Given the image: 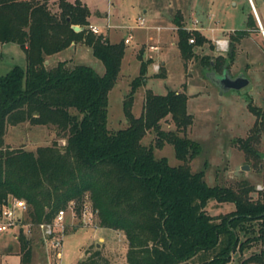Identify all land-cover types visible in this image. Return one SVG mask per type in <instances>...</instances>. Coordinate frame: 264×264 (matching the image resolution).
<instances>
[{
  "label": "trees",
  "instance_id": "trees-1",
  "mask_svg": "<svg viewBox=\"0 0 264 264\" xmlns=\"http://www.w3.org/2000/svg\"><path fill=\"white\" fill-rule=\"evenodd\" d=\"M89 16L87 6L79 1L58 0L53 11L48 0H0V45H18L26 60L25 69L14 66L0 76V205L9 198L24 200L30 221L43 223L72 201L79 213L87 197L98 227L125 236L126 264H194L196 258H203L196 264H229L236 253L240 259L233 264H264V201L253 199L247 183L236 189L210 187L202 171H191L190 162L200 146L185 136L193 124L187 95L146 90L141 114L133 116L134 94L146 84L151 64L142 52L136 56L139 75L123 99L127 126L115 132L107 129L108 93L117 82L125 44L91 33ZM173 24L177 49L187 62L208 39L187 31L179 12ZM246 25L259 32L252 13ZM72 26L82 30L75 32ZM246 35L245 30L236 31L227 57L205 55L201 63L219 74L233 60L235 44ZM76 44L90 48L103 63L102 76L66 60L45 65L48 57ZM161 69L155 78H166ZM249 111L255 117L253 127L236 144L261 167L264 108L249 105ZM168 117L173 131L161 127ZM24 123L53 128L64 144L56 140L35 151L6 145L7 128ZM150 131L156 136L155 145L144 146L141 141ZM164 144L173 147L178 166L154 156V148ZM210 201L234 209L211 216L206 211ZM18 244L20 262L29 264L30 240L20 234ZM85 255L77 264H113L100 249L87 250Z\"/></svg>",
  "mask_w": 264,
  "mask_h": 264
},
{
  "label": "rangeland",
  "instance_id": "rangeland-1",
  "mask_svg": "<svg viewBox=\"0 0 264 264\" xmlns=\"http://www.w3.org/2000/svg\"><path fill=\"white\" fill-rule=\"evenodd\" d=\"M53 1V0H52ZM51 2L50 8L57 9V1ZM85 4L90 12L89 23L100 30L101 35H108L111 43H119L131 35L129 44L124 45V57L121 62L117 82L108 93L107 129L115 132L127 126L123 114V99L130 90L131 82L139 75V61L136 56L144 53L150 59L146 73V84L134 94L132 114L139 117L143 107L146 90L156 95H165L169 90L184 92L187 97V111L193 117V124L185 136L200 146L199 154L190 162L193 173L202 171L204 181L210 187L219 186L238 188L247 183L253 188V199L264 201V164L260 167L239 150L237 139H245L253 127L255 117L249 111V105L264 108V42L260 31L247 26L252 13L248 0H66ZM264 30V0H251ZM179 12L186 28L192 19L199 20L203 27L199 33L208 39V43L195 49V57L185 62L177 49L174 15ZM193 15V16H192ZM138 18L145 20L143 28L137 27ZM258 27V26H257ZM157 28L160 31H157ZM208 28H214L210 33ZM245 30L246 37L235 44V54L229 63V73L236 76L241 73L250 84L240 90H230L220 94L206 78V69L200 59L205 56L225 54L216 49L214 40H228L232 31ZM174 42L175 45H170ZM154 49H150V47ZM67 61L70 66L82 65L91 68L97 75L105 72L103 63L94 57L90 48L76 44L49 59V66L59 61ZM165 65H161V61ZM153 64L164 68L166 78H155ZM17 66L26 68L25 54L16 44L0 45V76H5ZM164 131H173L170 118L161 122ZM180 136H183L182 134ZM5 144L11 148L23 147L35 151L38 147L49 146L57 140L59 145L64 140L57 139L51 127L31 126L28 123L8 127L4 137ZM155 134L150 131L142 139L144 146H154ZM154 156L166 158L168 164L176 167L180 162L174 156L173 147L164 144L161 149L154 148ZM247 166L246 170H242ZM233 205L210 201L206 211L211 216L226 215L233 211ZM70 221V213H68ZM73 226L66 228L63 240L62 264H77L85 258V251L100 249L113 264H126L127 242L125 236L109 229L81 227L75 219ZM77 227V228H76ZM10 230L0 235V264H19L18 243ZM100 238L103 241H98ZM32 246L31 264H47L42 244L37 231L28 238ZM99 245V246H97ZM250 251L244 252L248 256ZM5 254L11 255L6 256ZM13 254V255H12ZM203 258H196L194 264ZM240 259L234 254L233 264ZM29 263V264H30Z\"/></svg>",
  "mask_w": 264,
  "mask_h": 264
},
{
  "label": "built area",
  "instance_id": "built-area-1",
  "mask_svg": "<svg viewBox=\"0 0 264 264\" xmlns=\"http://www.w3.org/2000/svg\"><path fill=\"white\" fill-rule=\"evenodd\" d=\"M145 26V20L143 18H138L137 27L143 28ZM185 29L189 32L192 31H202L203 27L200 25L198 19L194 18L191 21L189 28ZM88 30L95 34L101 35L100 30L95 26H88ZM210 33L215 31L214 28H208ZM157 31H160L157 28ZM131 40V35L123 40V43L129 44ZM215 47L218 51L224 52L226 50V43L222 39H215ZM190 44L194 43L193 39L189 40ZM154 49V47H150ZM153 71L157 73L159 71V66L154 64ZM75 202H69L65 209H60L55 214L54 218L50 222L43 223H33L28 218V206L24 200L19 199H7L0 205V235L4 234L10 230H16L15 237L18 238L22 234L25 238H29L33 235V231H37L38 239L42 244L44 250L45 258H47V264H62L63 258V240L66 236V228L68 226H73L75 219L78 221L79 226H91L95 227V216L96 212L91 206L90 201L86 197L81 206L79 213H76ZM70 218L72 221L69 219ZM77 228V227H76Z\"/></svg>",
  "mask_w": 264,
  "mask_h": 264
},
{
  "label": "water",
  "instance_id": "water-1",
  "mask_svg": "<svg viewBox=\"0 0 264 264\" xmlns=\"http://www.w3.org/2000/svg\"><path fill=\"white\" fill-rule=\"evenodd\" d=\"M248 2L250 4L252 14L255 18L256 24L258 26V29L262 35L263 42H264V30L262 28L259 17L257 15V12L254 8L252 1L248 0ZM72 29L75 32H79L82 30L79 26H72ZM45 64H47V62H45ZM205 76L210 81V83L219 90L220 94H222L223 92L230 91V90L240 91L246 88L250 84V81L243 74H240L236 78H231L228 76V73L226 72L223 73L222 75H219L215 73L214 71H209L206 73ZM247 168L248 167L245 166L242 168V170H246Z\"/></svg>",
  "mask_w": 264,
  "mask_h": 264
},
{
  "label": "flooded vegetation",
  "instance_id": "flooded-vegetation-1",
  "mask_svg": "<svg viewBox=\"0 0 264 264\" xmlns=\"http://www.w3.org/2000/svg\"><path fill=\"white\" fill-rule=\"evenodd\" d=\"M236 31H232V33L228 36V40L225 39V43H226V50L223 52L225 54H221L223 57H227L228 56V53L230 51V46H231V43H232V38L231 36L234 35ZM228 73V76L231 77V78H236L237 76H239L241 73L237 74L236 76H231L230 73H229V63L227 65H223L222 67V71L219 73V75H222L223 73Z\"/></svg>",
  "mask_w": 264,
  "mask_h": 264
},
{
  "label": "crops",
  "instance_id": "crops-1",
  "mask_svg": "<svg viewBox=\"0 0 264 264\" xmlns=\"http://www.w3.org/2000/svg\"><path fill=\"white\" fill-rule=\"evenodd\" d=\"M56 1H58V0H56ZM51 2H55L54 0L52 1V0H48V3L49 4H51ZM193 16V15H192ZM89 19V18H88ZM89 22V21H88ZM184 22V21H183ZM191 23V22H190ZM89 25H90V23H89ZM191 25V24H190ZM105 37H107V39L109 40V37H108V35H106ZM123 41V40H122ZM109 42H110V40H109ZM111 43V42H110ZM170 45H172V46H174L175 45V43L174 42H171V44ZM75 46V45H74ZM74 46H72V47H74ZM143 55H144V53H143ZM143 58H144V60L146 61V60H148V59H153V57H150V56H148V57H145V56H143ZM49 59H50V57H48V60L46 61L47 62V64H45V65H49L50 64V62H49ZM154 65V64H153ZM161 65H165V61L164 60H162L161 61ZM133 108V107H132ZM134 116V115H133ZM2 235V237H3V234H1ZM14 238H15V240H16V242L18 243V238L17 237H15V235H14ZM98 241H103V239L102 238H100ZM18 249H19V244H18ZM33 250V249H32ZM6 256H11V255H8V254H5ZM13 255V254H12ZM14 255H18L19 256V253L18 254H14ZM32 258H33V256H32ZM19 264H22L21 262H20V256H19ZM31 264V263H30Z\"/></svg>",
  "mask_w": 264,
  "mask_h": 264
}]
</instances>
